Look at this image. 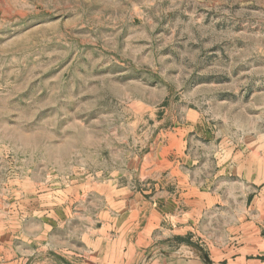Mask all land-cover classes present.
Here are the masks:
<instances>
[{"label":"rangeland","instance_id":"obj_1","mask_svg":"<svg viewBox=\"0 0 264 264\" xmlns=\"http://www.w3.org/2000/svg\"><path fill=\"white\" fill-rule=\"evenodd\" d=\"M204 136L264 138V0H0V264H121L116 193L175 138L201 175Z\"/></svg>","mask_w":264,"mask_h":264},{"label":"crops","instance_id":"obj_2","mask_svg":"<svg viewBox=\"0 0 264 264\" xmlns=\"http://www.w3.org/2000/svg\"><path fill=\"white\" fill-rule=\"evenodd\" d=\"M204 139L211 146L201 175V162L178 138L166 154L135 164L132 172L148 191L124 186L116 193L107 209L115 234L99 241L121 264L150 257L149 244L168 241H187V262L196 264L202 255L189 244L196 233L207 244L208 264H264V138L218 146Z\"/></svg>","mask_w":264,"mask_h":264}]
</instances>
